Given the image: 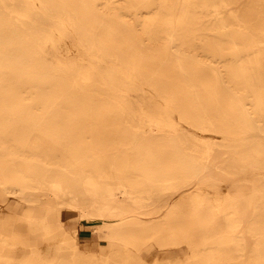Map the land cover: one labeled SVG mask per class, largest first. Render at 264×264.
Wrapping results in <instances>:
<instances>
[{"label":"bare ground","instance_id":"bare-ground-1","mask_svg":"<svg viewBox=\"0 0 264 264\" xmlns=\"http://www.w3.org/2000/svg\"><path fill=\"white\" fill-rule=\"evenodd\" d=\"M153 248L264 264V0H0V264Z\"/></svg>","mask_w":264,"mask_h":264},{"label":"rangeland","instance_id":"rangeland-1","mask_svg":"<svg viewBox=\"0 0 264 264\" xmlns=\"http://www.w3.org/2000/svg\"><path fill=\"white\" fill-rule=\"evenodd\" d=\"M224 186L231 194H240L247 187L244 183H232L224 178ZM4 204V213L3 215H12L15 216L24 205H17L10 198H2ZM57 218L62 225L63 229L70 230L76 235L77 242L83 246L88 242H94L93 244L99 248H105L106 244L103 242H98L94 240L93 231L95 225L93 223L87 222L84 219H81L77 214L70 212L66 209H61L57 212ZM13 228L18 230H25V227L21 223H13ZM62 230H58L56 235H60ZM80 234V235H79ZM91 242V243H92ZM252 246V240L248 239L245 242L244 253H247L249 248ZM185 253L184 249L181 248H170L166 250L159 251L156 248L151 249L150 251H141V256L145 264H154V262L159 259L161 262L165 263L170 261L172 258L182 256ZM244 256L240 257L236 264H244Z\"/></svg>","mask_w":264,"mask_h":264}]
</instances>
